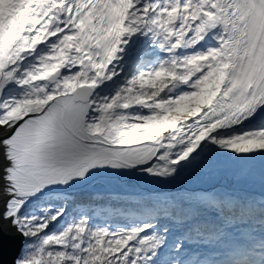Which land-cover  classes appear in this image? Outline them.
<instances>
[{"label": "snow or ice", "instance_id": "obj_1", "mask_svg": "<svg viewBox=\"0 0 264 264\" xmlns=\"http://www.w3.org/2000/svg\"><path fill=\"white\" fill-rule=\"evenodd\" d=\"M264 157V0H0V221L14 264H264V197L73 189ZM3 240L0 238V252Z\"/></svg>", "mask_w": 264, "mask_h": 264}, {"label": "trees", "instance_id": "obj_2", "mask_svg": "<svg viewBox=\"0 0 264 264\" xmlns=\"http://www.w3.org/2000/svg\"><path fill=\"white\" fill-rule=\"evenodd\" d=\"M249 183H251V180L244 178L240 180V186L233 187V190H228L245 198H255L256 200H260L264 197V195L260 193V190L264 189V180H257L254 182L255 190H258L257 192L253 189H246ZM73 192L75 193L78 204L93 209L101 216H104L110 213H136L142 203H147L157 197L162 198L166 195H197L203 192V190H192L186 187L179 189L164 188L159 184L158 180L145 178L139 174H135L122 176L121 179L109 178L97 180L89 187L75 190ZM25 243L24 240L19 257L23 254Z\"/></svg>", "mask_w": 264, "mask_h": 264}, {"label": "rangeland", "instance_id": "obj_3", "mask_svg": "<svg viewBox=\"0 0 264 264\" xmlns=\"http://www.w3.org/2000/svg\"><path fill=\"white\" fill-rule=\"evenodd\" d=\"M252 160L253 162L246 166V161L218 157L200 168L187 170L176 181L165 183L158 180V182L164 188L179 189L186 187L203 191L214 188L233 190V187L241 185V179L248 178L251 183L246 189H253L257 192L254 182L264 180V157L257 155ZM260 193L264 195V189H261Z\"/></svg>", "mask_w": 264, "mask_h": 264}, {"label": "water", "instance_id": "obj_4", "mask_svg": "<svg viewBox=\"0 0 264 264\" xmlns=\"http://www.w3.org/2000/svg\"><path fill=\"white\" fill-rule=\"evenodd\" d=\"M111 178L121 179V176ZM95 181L96 180L92 181L90 184ZM83 188L84 187L75 188L73 190H79ZM3 198H5L3 192H0V199ZM0 210H2V208H0ZM0 238L3 240V248L2 252H0V264H14L22 250L24 238L16 232L15 228H13L8 221H0Z\"/></svg>", "mask_w": 264, "mask_h": 264}, {"label": "bare ground", "instance_id": "obj_5", "mask_svg": "<svg viewBox=\"0 0 264 264\" xmlns=\"http://www.w3.org/2000/svg\"><path fill=\"white\" fill-rule=\"evenodd\" d=\"M216 158H218V157H214L213 158V160H215ZM212 160V161H213ZM253 162V160L252 159H250V160H246V162H245V165L247 166L248 164H250V163H252ZM206 164H208V163H205L204 165H206ZM204 165H202V166H204ZM201 167V166H200ZM199 167V168H200ZM113 177H116V176H113ZM91 183V182H90ZM89 183V184H90ZM89 184H87V185H83V186H77L76 188H81V187H86V186H88ZM0 192H3V184H2V182H0ZM4 199V198H3ZM3 199H0V204H2V200Z\"/></svg>", "mask_w": 264, "mask_h": 264}]
</instances>
